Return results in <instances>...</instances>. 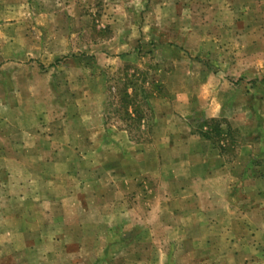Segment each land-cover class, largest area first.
Instances as JSON below:
<instances>
[{"label":"rangeland","instance_id":"1","mask_svg":"<svg viewBox=\"0 0 264 264\" xmlns=\"http://www.w3.org/2000/svg\"><path fill=\"white\" fill-rule=\"evenodd\" d=\"M29 183L66 205L36 261L264 264V0H0V195Z\"/></svg>","mask_w":264,"mask_h":264},{"label":"crops","instance_id":"2","mask_svg":"<svg viewBox=\"0 0 264 264\" xmlns=\"http://www.w3.org/2000/svg\"><path fill=\"white\" fill-rule=\"evenodd\" d=\"M42 179V183H43ZM4 189H1V193ZM23 192V195L20 194L10 195L8 200H3L0 195V219L2 223L6 221L16 224L17 226L7 233L9 244L6 245L7 250L4 253H0V258L6 259L2 261V264H45L43 254L45 241L44 232L39 233V231H31L30 223L36 222L32 220L34 215V208H38L40 216H42L41 223L50 222L51 217H55L54 222L64 223L65 220L61 219L60 213L55 212V208L52 207L60 206L59 208L66 209V205L63 203V199L59 196L57 199L51 201L49 193L52 191L49 190L46 184H42L41 187H38V184H27L20 191ZM0 193V194H1ZM55 197V196H54ZM51 207V208H50ZM53 211V212H52ZM34 217V216H33ZM36 217V216H35ZM49 218V220H48ZM39 222V221H38ZM25 224V227H23ZM34 239V243L30 244V239ZM19 246V247H18ZM39 259H43L42 261ZM46 257H49V254H46ZM9 258V259H8ZM49 264L50 260L47 261Z\"/></svg>","mask_w":264,"mask_h":264},{"label":"trees","instance_id":"3","mask_svg":"<svg viewBox=\"0 0 264 264\" xmlns=\"http://www.w3.org/2000/svg\"><path fill=\"white\" fill-rule=\"evenodd\" d=\"M203 135L207 138H210L211 136L208 133H203Z\"/></svg>","mask_w":264,"mask_h":264}]
</instances>
